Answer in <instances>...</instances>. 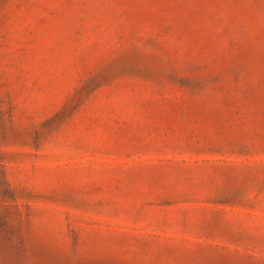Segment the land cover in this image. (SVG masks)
Returning a JSON list of instances; mask_svg holds the SVG:
<instances>
[{
	"label": "rangeland",
	"instance_id": "obj_1",
	"mask_svg": "<svg viewBox=\"0 0 264 264\" xmlns=\"http://www.w3.org/2000/svg\"><path fill=\"white\" fill-rule=\"evenodd\" d=\"M0 264H264V0H0Z\"/></svg>",
	"mask_w": 264,
	"mask_h": 264
}]
</instances>
